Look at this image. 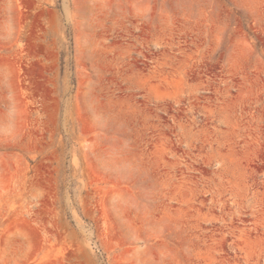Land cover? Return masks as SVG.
Here are the masks:
<instances>
[{
	"label": "rangeland",
	"instance_id": "rangeland-1",
	"mask_svg": "<svg viewBox=\"0 0 264 264\" xmlns=\"http://www.w3.org/2000/svg\"><path fill=\"white\" fill-rule=\"evenodd\" d=\"M0 264H264V0H0Z\"/></svg>",
	"mask_w": 264,
	"mask_h": 264
}]
</instances>
